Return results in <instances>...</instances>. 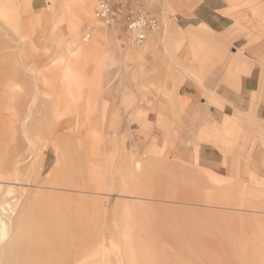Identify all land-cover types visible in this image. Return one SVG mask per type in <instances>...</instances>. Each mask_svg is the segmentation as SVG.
<instances>
[{"label": "rangeland", "instance_id": "374dc122", "mask_svg": "<svg viewBox=\"0 0 264 264\" xmlns=\"http://www.w3.org/2000/svg\"><path fill=\"white\" fill-rule=\"evenodd\" d=\"M147 5L132 13L139 9L156 19L143 42L120 49L103 33L97 53L89 49L92 33L82 39L95 19L94 4L92 11L85 8L76 45H86L89 55L71 62L76 75H83L80 90L72 80L71 87L61 81L72 57L61 0H0V215L9 222V242L18 220L24 232L19 238L24 246L8 254L11 264H264V138L247 139L230 123L198 138L222 151L227 173L220 181L222 226L208 217L207 225L194 227L186 218L167 217L166 210L139 209L123 199L131 178L121 175L149 126L140 123L131 131L115 112L116 106L137 105L141 117L154 106L165 108L160 111L178 106L181 80L200 81L199 73L223 74L222 83L235 87L228 59L241 49L251 68L239 79L254 72L252 101L264 102V0H209L195 16L178 14L165 0ZM215 6L220 10H212ZM147 59L155 61L151 68L175 71L176 80L159 83L143 76ZM90 76L99 79V91ZM211 94L209 89L204 97L209 101ZM208 201L215 202V195Z\"/></svg>", "mask_w": 264, "mask_h": 264}, {"label": "crops", "instance_id": "0c3cea01", "mask_svg": "<svg viewBox=\"0 0 264 264\" xmlns=\"http://www.w3.org/2000/svg\"><path fill=\"white\" fill-rule=\"evenodd\" d=\"M109 1L112 22L107 25L96 18L93 20V38L89 41V49L96 53L103 33L111 40L112 45L120 49H131L126 21L132 17L136 6L144 5L147 8L149 2L160 3L163 0ZM165 1L170 2L179 11L178 14L185 12L195 16L203 6H208L209 0ZM83 2L90 11L93 4L95 9V0ZM181 2L186 5H181ZM158 8L159 5L152 7L155 12H159ZM212 10L216 12L220 7L215 6ZM204 27L213 32L207 25ZM147 45L148 43L144 46ZM141 46L137 49L144 47ZM250 60L242 49L229 57L228 74L237 82L235 87L222 83L223 74H216L212 78L208 75L202 77V73H199L200 81L192 76L180 79L179 105L167 107V111H160L165 108L154 106L145 116L137 117L141 106L119 107V110L115 107V112L119 113L117 115H122L120 123L127 122L131 131L140 123L150 128L147 129L144 125L145 130L141 131L143 136L135 143L137 155L135 159L128 161L130 167L121 175L131 178V188L129 193L123 194V199L131 200L139 209L166 210L167 217L175 220L186 218L194 227L204 226L208 217L212 220L215 217L216 225L219 221V226H222L223 203L220 200L222 201L223 194L221 182L227 173L225 158L213 143L198 138H206L208 131L213 129L222 132L225 123L239 127L240 134L247 139H255L257 136L264 138V102L252 101L257 93L258 79L254 72L242 75L239 79L242 72L251 68ZM144 61L143 76L152 77L151 80L159 83L176 80L175 71H170L169 67L166 70L155 69L151 68L154 59ZM253 69L254 67L251 71ZM164 71L166 73L161 75ZM209 89L214 94H211L208 101L204 94ZM162 113L167 116L160 118L158 115ZM130 115L134 116L135 121H129L127 116ZM155 148L162 149V152L156 153ZM213 194L216 201L209 203L208 198Z\"/></svg>", "mask_w": 264, "mask_h": 264}, {"label": "bare ground", "instance_id": "6f19581e", "mask_svg": "<svg viewBox=\"0 0 264 264\" xmlns=\"http://www.w3.org/2000/svg\"><path fill=\"white\" fill-rule=\"evenodd\" d=\"M81 2H82V0H61V4H62V6H63V8L67 11V13H68V18H67V29H68V36H69V41L67 42V46H68V49H69V53H70V55H72V57L71 58H68V61L66 62V64H65V67L63 68V70L61 71L62 72V75H61V81H62V83H64V85H66L67 87L68 86H70L71 84L70 83H72L71 82V80L72 81H74V82H76V84H78L77 86H78V88L80 89L81 88V85H80V83H79V81H81V80H78V78H80V75H82V73L80 74V75H76V70H74V68H73V64L71 63L75 58H77V57H79V56H87V55H89V52H88V50H87V47H86V45H84L83 46V44H79V46H77L76 44H78L77 43V41H78V34H79V30H80V23L82 22V19H85L86 17H87V14H86V10H85V8H84V6H82V4H81ZM90 7V6H89ZM96 24V23H95ZM205 24V23H204ZM89 26V25H88ZM86 27V26H85ZM85 27H84V29H85ZM91 27V30H92V26H90ZM168 30V29H167ZM213 31V30H212ZM168 33H171V32H168ZM178 33V32H177ZM84 34V33H83ZM184 34V33H183ZM186 34V33H185ZM182 35V34H181ZM188 35V34H187ZM191 35V34H190ZM193 35V34H192ZM191 35V36H192ZM67 36V37H68ZM173 36H176V35H173ZM179 36V35H178ZM178 36H176V39L178 38ZM186 36V35H185ZM184 36V37H185ZM190 36V37H191ZM202 36V35H201ZM90 37H91V34H90ZM90 37L88 38V39H86V40H84V41H88L89 39H90ZM181 37H183V36H181ZM189 37V39H190V41H191V39L192 38H190ZM200 37V36H199ZM203 37V36H202ZM175 38V37H174ZM194 38V37H193ZM197 38V37H196ZM201 38V37H200ZM82 39H83V36H82ZM177 40H182L181 38L180 39H177ZM185 40H186V38H185ZM194 40V39H193ZM200 40V39H199ZM79 42V41H78ZM198 42V41H197ZM184 43V42H183ZM193 43H196V42H193ZM193 43H191V47H196L195 46V44L192 46V44ZM202 43H204V42H202ZM188 44H190L189 43V40H188ZM201 44V43H200ZM202 45V44H201ZM200 46V45H199ZM92 48V47H91ZM191 51H192V53H193V50L191 49ZM190 51V52H191ZM199 51V50H198ZM197 51V52H198ZM201 51V50H200ZM71 52H73V53H71ZM196 52V51H195ZM197 54V53H196ZM194 55V54H193ZM198 55V54H197ZM197 55H195V56H197ZM200 55V54H199ZM192 56V55H191ZM132 58V57H131ZM193 59V58H192ZM197 62V61H196ZM98 66V65H97ZM96 69V68H95ZM99 69V68H98ZM98 69L96 70V72L95 71H93V73L95 72V73H98ZM93 73H91V74H93ZM232 73V72H231ZM78 74H79V72H78ZM88 76V75H87ZM96 76V75H95ZM100 76V75H99ZM229 76V75H228ZM98 77V76H97ZM90 78L92 79V80H94V78H92L91 76H90ZM100 78V77H99ZM89 79V78H88ZM88 79L86 80L87 82H88ZM82 80H83V75H82ZM95 80H96V78H95ZM97 81V83H95ZM95 82H93L94 84H96V85H94V84H92V81L90 82L89 81V84L91 83V85H94L95 87L97 86V84H98V82H99V79L98 80H96ZM142 81V80H141ZM62 83H61V85H62ZM144 83V82H143ZM89 84H87V86L89 85ZM91 85H90V88H91ZM145 85V84H144ZM60 87H62V86H60ZM71 87V86H70ZM98 87L100 88V85L98 84ZM98 87H96V88H98ZM64 88H66V87H64ZM75 88H77V87H75ZM77 88V89H78ZM99 88H98V91H99ZM68 89V88H67ZM66 89V90H67ZM78 89V90H79ZM87 89V88H86ZM92 89H94L95 91H96V89L92 86ZM92 89H89V90H91L90 92H92V94H93V92L94 91H92ZM65 90V89H64ZM76 90V89H75ZM81 90V89H80ZM84 91V90H83ZM83 91H79V93H81V96H83V94H82V92ZM87 91V90H86ZM86 91H85V93H86ZM98 91L97 92H95V93H98ZM88 92V91H87ZM89 92V93H90ZM65 93V92H64ZM71 93V92H70ZM67 94V93H66ZM69 94V93H68ZM77 94H78V92H77ZM76 94V95H77ZM98 94H100V93H98ZM64 95V94H63ZM94 95V97L93 98H95V94H93ZM61 96H62V94H61ZM78 96V95H77ZM76 96V97H77ZM80 96V95H79ZM86 96V95H85ZM85 96H84V98H85ZM91 96V95H90ZM97 96V95H96ZM68 97V96H67ZM62 98V97H61ZM75 100L77 99V98H74ZM90 100H91V98H89ZM86 100H87V96H86ZM73 101V100H72ZM88 103V102H87ZM91 111V110H90ZM58 114V113H57ZM90 120V119H89ZM201 131V130H200ZM200 134V133H199ZM201 138V137H200ZM199 142V141H198ZM259 153V152H258ZM260 155H261V153H260ZM262 157H263V155H261ZM138 164V163H137ZM139 165V164H138ZM137 165V166H138ZM253 185V184H252ZM1 212V211H0ZM10 220V219H9ZM8 222V221H7ZM11 222V221H10ZM9 223V222H8ZM7 223V224H8ZM6 224V221H5V218H4V216H2V215H0V264H8V260L7 259H9V257H8V254L11 252V249H13V248H15V249H19V247L22 245L21 244V242H20V240H21V236L20 235H22V232H23V230H22V232H21V229L23 228V219H22V221L21 220H18V222L16 223L17 225V227H16V234L15 235H13L12 236V238H14V239H11V241L9 242L8 240V233H7V229H6V226H8ZM25 225V224H24ZM10 227V226H9ZM9 231V230H8ZM21 233V234H20ZM24 233V232H23ZM10 235V234H9ZM24 235V234H23ZM15 236V237H14ZM23 237V236H22ZM19 238H20V240H19ZM6 241L7 242H9V243H7L6 244ZM30 242V241H29ZM28 242V243H29ZM22 243H23V240H22ZM29 244H31V243H29ZM29 244H27V245H29ZM26 245V244H25ZM22 246H24V243H23V245ZM27 247V246H26ZM29 248V247H28ZM15 249H14V252H15ZM20 249H21V247H20ZM23 250H24V248H22ZM26 249V248H25ZM85 250V249H84ZM19 251V250H18ZM21 251V250H20ZM25 251V253H26V251L27 250H24ZM13 252V250H12V254L14 253ZM23 251H21V253H22ZM1 253H3V259H2V256H1ZM19 254V252H16V254ZM20 253V254H21ZM24 252H23V254H25ZM83 255L84 256H87L88 255V251H83ZM30 255V253H27V255ZM28 255V256H29ZM38 254L36 253V258L38 257L37 256ZM16 256V255H15ZM31 256V255H30ZM35 256H31V257H33L31 260H34V258H35ZM12 257V256H11ZM19 257H21V255L19 256ZM19 257H17L18 259H21V258H19ZM79 257H81V256H79ZM17 258H14L15 260H17ZM38 259V258H37ZM36 259V263H37V260ZM77 259H78V256L77 255H75V257H74V262H76L77 261ZM88 259L89 260H91V258H87L85 261H88ZM14 262V261H13ZM33 262V261H32ZM35 262V261H34ZM33 262V263H34ZM10 263V262H9ZM22 263V262H21ZM78 263V262H77ZM88 263V262H87ZM11 264V263H10ZM13 264H18V262L17 263H13Z\"/></svg>", "mask_w": 264, "mask_h": 264}, {"label": "built area", "instance_id": "2783aa9c", "mask_svg": "<svg viewBox=\"0 0 264 264\" xmlns=\"http://www.w3.org/2000/svg\"><path fill=\"white\" fill-rule=\"evenodd\" d=\"M94 16L96 20L104 24L112 22V9L109 0H95ZM156 19L146 12L137 9L135 15L126 21V28L129 35V42L132 44L141 43L149 31L156 28ZM91 27L86 26L84 29L83 40L90 37Z\"/></svg>", "mask_w": 264, "mask_h": 264}]
</instances>
